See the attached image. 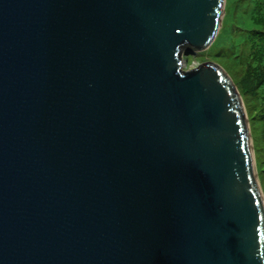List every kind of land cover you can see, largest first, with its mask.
I'll use <instances>...</instances> for the list:
<instances>
[{"label": "water", "instance_id": "water-1", "mask_svg": "<svg viewBox=\"0 0 264 264\" xmlns=\"http://www.w3.org/2000/svg\"><path fill=\"white\" fill-rule=\"evenodd\" d=\"M226 0H0V264H264Z\"/></svg>", "mask_w": 264, "mask_h": 264}, {"label": "rangeland", "instance_id": "rangeland-1", "mask_svg": "<svg viewBox=\"0 0 264 264\" xmlns=\"http://www.w3.org/2000/svg\"><path fill=\"white\" fill-rule=\"evenodd\" d=\"M248 1L249 0H226L222 26L217 38L209 48L195 55L187 56L183 52L182 63L184 70L196 67L204 62H215L226 70L240 92L239 83L242 84V80L245 79L246 72L249 69L248 61L251 60V54H249V50L245 48V44H236L235 47H233L232 41L246 33L239 28V26H246L243 24V16L246 15ZM216 41L226 43L216 46ZM236 50L239 52L238 57L235 56ZM241 97L249 119L255 166L264 196V123L260 119L264 106L261 103L260 95L257 99L253 96H246L243 94H241Z\"/></svg>", "mask_w": 264, "mask_h": 264}, {"label": "trees", "instance_id": "trees-1", "mask_svg": "<svg viewBox=\"0 0 264 264\" xmlns=\"http://www.w3.org/2000/svg\"><path fill=\"white\" fill-rule=\"evenodd\" d=\"M247 5L246 15L243 16V24L246 26H239L246 33L232 41L233 47L236 44H245V48L251 54V60L248 61L249 69L242 84L239 83V89L241 94L253 96L255 99L260 95L264 106V0H249ZM224 43L215 42L216 46ZM235 56H239L237 50ZM260 119L264 123V110Z\"/></svg>", "mask_w": 264, "mask_h": 264}, {"label": "bare ground", "instance_id": "bare-ground-1", "mask_svg": "<svg viewBox=\"0 0 264 264\" xmlns=\"http://www.w3.org/2000/svg\"><path fill=\"white\" fill-rule=\"evenodd\" d=\"M263 200H264V196H263Z\"/></svg>", "mask_w": 264, "mask_h": 264}]
</instances>
